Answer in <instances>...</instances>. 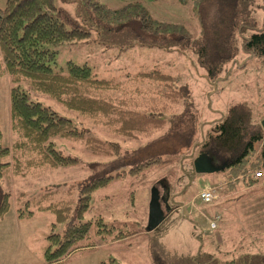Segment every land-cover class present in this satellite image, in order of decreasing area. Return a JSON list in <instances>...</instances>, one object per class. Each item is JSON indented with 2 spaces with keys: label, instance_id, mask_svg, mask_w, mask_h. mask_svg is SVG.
Masks as SVG:
<instances>
[{
  "label": "rangeland",
  "instance_id": "1",
  "mask_svg": "<svg viewBox=\"0 0 264 264\" xmlns=\"http://www.w3.org/2000/svg\"><path fill=\"white\" fill-rule=\"evenodd\" d=\"M96 1L115 10L141 2L152 19L183 26L188 32V39L177 45L145 46L130 32L100 35L93 28V37L89 41L66 42L49 47L57 52L56 62L52 66L54 71L65 74L69 62L86 64L99 78L113 79L126 85L128 97L138 108L144 109L150 106L163 108L167 105L161 96L166 88L163 89L156 83L137 81L135 76L160 68L177 79L175 85L184 95L181 103L172 106L171 111H164L168 126L161 134L167 135L186 112L194 115L196 134L187 148L168 137L137 154L138 158H145L159 153L165 158L175 157L174 163L149 171L145 177L128 176L113 180L96 191L90 217H102L108 226H116L124 231L145 232L121 241L100 243L95 249L80 250L72 254L64 264H225L222 261L225 252L235 256L254 255L252 261L239 259L237 264H264V209L257 211L258 208L254 209L252 205V208L239 207V200L249 198L254 190L243 188L239 193L226 196L222 194V187L210 204H204L199 199L200 191L220 185L223 179L227 182V176L223 172L196 173L193 179L184 176L183 171V166L188 168L190 160L199 153L207 137L216 134L215 127L225 120L233 106L247 104L252 108L256 119L262 121L264 118V55L246 46V40L254 33L264 32V0H254L247 8L242 21L247 29L240 31L235 40L237 55L224 67L220 76L213 79L209 78L207 69L198 56L202 28L193 0L185 3L181 0ZM55 2L64 18L81 29H88L86 0ZM5 7L6 0H0V9ZM67 28L72 29L73 25L67 24ZM12 86L9 76L0 77V124L3 133L1 145L4 147H11L17 138L12 130L10 111ZM20 87L24 90L30 89L26 82L21 83ZM31 98L69 118L78 129H86L91 136L120 143L126 152L147 141L143 136L137 141H125L105 127L93 124L76 112L68 110L47 94L31 92ZM55 141L64 155L76 156L82 162L77 167L38 170L27 178L12 175L6 177L2 187L11 193L12 198L10 211L0 221V264L45 263L44 249L47 246V237L52 233L53 216L37 213L32 218L20 219L18 223L16 213L18 208L23 207L17 201L20 193H25L27 200L49 188L67 190L74 185L77 188L74 191L77 197L81 184L89 175L86 163L103 160L91 155L81 143ZM185 154H189L190 160L183 157ZM158 184L165 188L161 204L167 219L158 228L150 231L149 205L152 190ZM182 188L183 191L178 192ZM170 204H182L184 207L180 209L181 206H175L171 210ZM253 205L264 207V199L254 201ZM216 215L220 221L214 220L219 225L213 231L210 229V219ZM246 215L249 217L245 218ZM222 217L225 220L223 223ZM221 224H227V228L221 229ZM67 225L58 224L55 232L62 235ZM243 226L248 232L242 233ZM210 241L215 242L213 248L210 245L207 247Z\"/></svg>",
  "mask_w": 264,
  "mask_h": 264
},
{
  "label": "trees",
  "instance_id": "2",
  "mask_svg": "<svg viewBox=\"0 0 264 264\" xmlns=\"http://www.w3.org/2000/svg\"><path fill=\"white\" fill-rule=\"evenodd\" d=\"M187 1L181 0L182 3ZM193 2L202 28L198 56L209 78H218L237 55L236 36L247 29L242 21L254 0ZM85 5L88 29H81L64 18L55 0H6V7L0 9V77L9 76L13 84L10 111L12 130L17 136L11 147L2 146L0 124V220L11 208L12 195L2 187L6 177L27 178L42 169L80 166L81 159L64 155L55 140L81 143L91 155L103 158L99 162L86 163L89 175L81 184L77 197L74 185L67 190L49 188L27 200L25 193L18 196V204L23 206L18 208L20 219L32 218L37 213L53 216L52 233L47 237L43 264H64L80 250L95 249L100 243L121 241L145 232L124 231L108 226L102 217H90L96 191L113 180L128 176L145 177L149 171L174 163L175 157L165 158L159 153L145 158H138L137 154L168 137L187 148L196 134L195 118L191 112H186L175 122L167 135L161 134L168 126L164 111H171L172 106L184 100V95L175 85L177 79L160 68L135 76L137 81L156 83L166 88L161 96L167 105L144 109L138 108L128 97L126 85L113 79L99 78L86 64L69 62L65 74L54 71L52 66L57 52L49 47L89 41L93 37V28L100 35L130 32L145 46L177 45L188 39V32L183 26L152 19L141 2L116 10L96 0H86ZM67 24L73 25V28L68 29ZM246 46L264 55V32L254 33L246 40ZM23 82L29 85V90L20 87ZM31 92L47 94L68 110L105 127L125 141H137L140 136L147 141L126 152L120 143L93 137L86 129H78L69 118L32 100ZM260 121L247 104L233 106L225 120L215 127L216 134H210L201 145L199 153L191 160L189 154L183 156L190 160L188 168L183 166L184 176L194 179V159L209 155L219 164L217 172L227 176V182L223 179L219 183H225L223 189H227V185L241 184V178L248 185L258 182L257 174L264 172V131ZM224 165L225 168H222ZM182 191L183 188L178 192ZM168 197L170 201L171 195ZM175 206L171 205V210ZM64 223L68 224L65 232L62 235L56 233L57 225ZM213 243L210 241L207 247L210 245L213 248ZM224 256L222 261L225 264H237L239 259L252 261L254 258L250 254L235 256L228 252Z\"/></svg>",
  "mask_w": 264,
  "mask_h": 264
},
{
  "label": "crops",
  "instance_id": "3",
  "mask_svg": "<svg viewBox=\"0 0 264 264\" xmlns=\"http://www.w3.org/2000/svg\"><path fill=\"white\" fill-rule=\"evenodd\" d=\"M214 173H216V172H214ZM263 174H262V176L258 179V182H256V183H254V184H251V185H248L247 183H243V179L241 178L240 179V183L241 184H238V185H233V186H228L227 185V189L226 188H222V194H224V195H232V193H239L240 191H241V189H243V188H245V189H250V188H252V190H254L253 192H252V196H250L249 198H245L244 200L242 199V200H239L240 201V204H239V207H243L244 206V209L245 208H252V207H250V205H252L253 207H254V209H257V211L258 210H261V209H264V207H255V205H253V202L254 201H258V200H260V199H264V172H262ZM21 194V193H20ZM196 202V201H195ZM225 207H226V205H225ZM185 208L186 209H188L189 210V208H188V206H185ZM216 209V208H215ZM187 210V211H188ZM210 211V210H209ZM211 212V211H210ZM213 212H215L214 210H213ZM189 214H190V212H188ZM16 217H17V221H18V223H19V221H20V218L18 217V210H17V213H16ZM246 217H249V215H246L245 216V218ZM214 220H218V222L220 221L219 220V216H215V217H213V218H211L210 219V222L212 223V222H216V221H214ZM1 221V220H0ZM2 221H3V219H2ZM222 223L223 222H225V220L223 219V217H222ZM246 221H247V219H246ZM210 223V224H211ZM217 223V222H216ZM218 223H217V228H218ZM220 227H222L221 229H226L227 228V224H221V226ZM216 228V229H217ZM211 229V228H210ZM215 229V230H216ZM211 230H213V229H211ZM215 230H213V231H215ZM251 231L252 232H254V229L253 228H251ZM246 232H248V229L245 227V226H243L242 227V233H246ZM258 232V231H257ZM238 240V239H237ZM226 241H227V239H226ZM242 245H239V247H241ZM223 247H224V244H223Z\"/></svg>",
  "mask_w": 264,
  "mask_h": 264
},
{
  "label": "water",
  "instance_id": "4",
  "mask_svg": "<svg viewBox=\"0 0 264 264\" xmlns=\"http://www.w3.org/2000/svg\"><path fill=\"white\" fill-rule=\"evenodd\" d=\"M261 127L264 131V118L261 121ZM201 157L202 156L197 158L194 164L195 172L197 174H212L219 170V168L205 169L202 164ZM164 194H165V188L160 184L156 185L152 190L151 201L149 205V224H148V230L150 231L158 228L159 225H161L165 219V212L162 209V204H161V200L163 199Z\"/></svg>",
  "mask_w": 264,
  "mask_h": 264
},
{
  "label": "built area",
  "instance_id": "5",
  "mask_svg": "<svg viewBox=\"0 0 264 264\" xmlns=\"http://www.w3.org/2000/svg\"><path fill=\"white\" fill-rule=\"evenodd\" d=\"M262 173H258L257 177H261ZM224 184H220L216 187H210V188H205L200 191L199 193V199L204 203V204H210L216 197V193L218 192L219 188H222ZM185 214V212H183ZM186 215V214H185ZM210 228L215 230L217 228V223L212 222L210 224Z\"/></svg>",
  "mask_w": 264,
  "mask_h": 264
},
{
  "label": "flooded vegetation",
  "instance_id": "6",
  "mask_svg": "<svg viewBox=\"0 0 264 264\" xmlns=\"http://www.w3.org/2000/svg\"><path fill=\"white\" fill-rule=\"evenodd\" d=\"M202 164L205 169H217L219 167V164L217 161H215L211 156L209 155H202ZM164 198V196H163Z\"/></svg>",
  "mask_w": 264,
  "mask_h": 264
}]
</instances>
